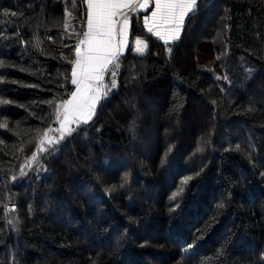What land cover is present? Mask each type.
Listing matches in <instances>:
<instances>
[{
    "label": "trees",
    "instance_id": "16d2710c",
    "mask_svg": "<svg viewBox=\"0 0 264 264\" xmlns=\"http://www.w3.org/2000/svg\"><path fill=\"white\" fill-rule=\"evenodd\" d=\"M86 19L0 0V264H264V0H199L171 44L131 15L91 118L38 155Z\"/></svg>",
    "mask_w": 264,
    "mask_h": 264
},
{
    "label": "crops",
    "instance_id": "0c3cea01",
    "mask_svg": "<svg viewBox=\"0 0 264 264\" xmlns=\"http://www.w3.org/2000/svg\"><path fill=\"white\" fill-rule=\"evenodd\" d=\"M198 1L87 0L85 33L75 47L71 69V97L75 96L78 102L83 95L91 97L87 104L80 103L81 109L87 110L86 121L91 118L98 102L99 82L104 69L127 48L130 16L142 13L146 30L163 43L171 44L180 37L186 18Z\"/></svg>",
    "mask_w": 264,
    "mask_h": 264
},
{
    "label": "rangeland",
    "instance_id": "374dc122",
    "mask_svg": "<svg viewBox=\"0 0 264 264\" xmlns=\"http://www.w3.org/2000/svg\"><path fill=\"white\" fill-rule=\"evenodd\" d=\"M72 95V94H71ZM65 100L57 113V124H52V127L47 131H44L38 137V155L46 150L48 147L54 145L57 140L61 139L63 134L68 131L70 128L75 127L81 122H88L87 110L81 109V104H87L91 97L82 96L81 100L78 102L75 96H72ZM85 120V121H82ZM32 159L31 161H34Z\"/></svg>",
    "mask_w": 264,
    "mask_h": 264
}]
</instances>
